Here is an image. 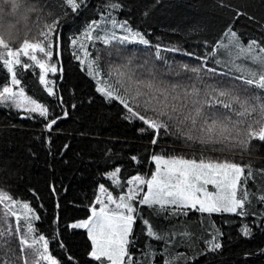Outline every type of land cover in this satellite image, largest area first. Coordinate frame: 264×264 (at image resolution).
Returning <instances> with one entry per match:
<instances>
[{
    "label": "snow or ice",
    "instance_id": "snow-or-ice-1",
    "mask_svg": "<svg viewBox=\"0 0 264 264\" xmlns=\"http://www.w3.org/2000/svg\"><path fill=\"white\" fill-rule=\"evenodd\" d=\"M99 4L0 0V264H264V182L249 184L264 180V0ZM178 16L167 27L195 47L157 43L141 62L128 46L151 48V22ZM65 29L83 85L65 78ZM221 49L218 73L207 65ZM233 53L251 61L247 75L229 78ZM35 68L38 98L21 76ZM196 149L200 159L175 154ZM217 152L240 162L204 158ZM41 210L48 229L37 233ZM195 214L236 227L213 223L197 245Z\"/></svg>",
    "mask_w": 264,
    "mask_h": 264
},
{
    "label": "trees",
    "instance_id": "trees-1",
    "mask_svg": "<svg viewBox=\"0 0 264 264\" xmlns=\"http://www.w3.org/2000/svg\"><path fill=\"white\" fill-rule=\"evenodd\" d=\"M177 3L179 4H184L188 2L192 3H197L198 0H176ZM92 3L96 6L99 7V0H92ZM9 9L5 10V13L3 15L9 16L8 15ZM184 19L183 16H178L176 17L175 20H172L170 17H163L159 21L153 20L151 22V27L147 29V31L150 33L149 36H147L148 39L152 42V47L151 48H145L143 45H129L128 47L137 53L139 59L141 62H143L144 59H150L153 58L155 55V44L160 43L162 46H167L170 47L173 44L179 43L182 48H186L188 46H192L193 48L195 45L199 42L197 38L194 37H185L183 35L177 36L174 35L171 30L167 27L169 23H178L180 20ZM37 20L36 16L31 17V23L35 24ZM154 29V31H153ZM72 31H75L74 29ZM71 35V32L68 29L64 30V40H65V52H64V58H63V65L65 68V78L66 80H70L72 83H77L80 82L82 85L84 81H86L88 78L84 75V73L80 72L79 65L75 63V61L70 59V51L67 50V41L68 37ZM23 36V35H21ZM227 43V41H225ZM88 51L90 53H94L96 48L103 47L102 45L97 44L95 47L88 43L87 44ZM199 51L203 53L205 49L200 48ZM162 56L167 57L173 64H179V63H196V61L192 58L186 57L181 55L180 53H171V52H161ZM233 59L235 60L236 63V69H234L230 74L229 78L233 75H247V71L249 68H252L253 65L251 64L250 60L244 59L243 56H240L238 59L236 58L235 53H233ZM220 60L221 63L217 64L216 61ZM228 60V55L224 51V49H221V53L219 56H217L215 59H211L207 65V67H216L217 72L221 71H228V69L225 67V62ZM55 62V61H53ZM113 61L110 60V58L106 55L104 57L103 61V70L105 74L108 72V67L109 64L112 63ZM38 73L39 69H29L28 72L21 73L22 79L24 81L23 86L26 88V91L29 95H32L34 98H38L42 94V90H40L39 85H38ZM2 75V74H0ZM50 79L53 78L52 74L48 75ZM0 119H3V117H0ZM182 147V146H181ZM176 155H185L187 158H196L200 159L201 158V150L196 149L195 151H177L175 153ZM205 159H228L232 160L235 159L236 162H240V157L236 156L233 157L231 154H220V153H206L204 156ZM261 182H264V180H261V178H258V182L256 185H252L251 181L249 182L250 184V190L253 187H259V184ZM77 197H79L81 200L83 199V193L77 191L75 193ZM86 211L84 208H78L75 209L71 215H75L77 217H81L83 213ZM41 215L42 219L41 221L35 222V226L37 228V233L41 231H47L48 225L46 219L44 217L46 216V213L41 210ZM237 223L240 222V218H234ZM203 220V224L200 223V221ZM215 223L217 227H223V230L225 231L226 234L233 232L236 225H230V226H225L223 224V218L218 215V214H212L209 216L208 214H205L203 217L200 216V214H195L194 217H192L190 220H188V224L192 227V231L195 233V244H200L203 242V240L209 236V233L212 231V224ZM50 238V237H49ZM86 239V237H85ZM259 238L257 241H254L252 246H254L256 243H259ZM188 245H181L177 247L173 251V255H175L176 252H183L187 250ZM76 251H81L82 249L77 245V247L74 249ZM235 251H238L237 249H234ZM50 252L57 258L60 257V250L55 246V244H50ZM177 264H183L182 260H178Z\"/></svg>",
    "mask_w": 264,
    "mask_h": 264
},
{
    "label": "rangeland",
    "instance_id": "rangeland-1",
    "mask_svg": "<svg viewBox=\"0 0 264 264\" xmlns=\"http://www.w3.org/2000/svg\"><path fill=\"white\" fill-rule=\"evenodd\" d=\"M9 11H10V9H9ZM2 18H3V20H4L5 22H8V21H10V20H13V17H11V16H8V17H7V16H5V15H3V14H2ZM36 21H37V20H36ZM21 35H23V33H21ZM85 43L88 44L87 41H85ZM38 55H39V54H38ZM85 67H86V66H85ZM49 74H51V73H49ZM49 74H48V75H49ZM49 79H50V78H49ZM209 190H210V191H214L215 189H213V188L209 185Z\"/></svg>",
    "mask_w": 264,
    "mask_h": 264
}]
</instances>
